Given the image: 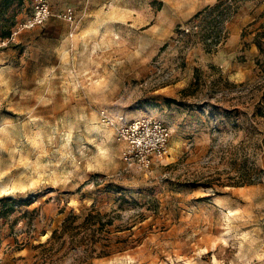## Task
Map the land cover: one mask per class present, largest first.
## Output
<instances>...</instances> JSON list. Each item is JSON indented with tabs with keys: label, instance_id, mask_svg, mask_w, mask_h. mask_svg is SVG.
Wrapping results in <instances>:
<instances>
[{
	"label": "rangeland",
	"instance_id": "1",
	"mask_svg": "<svg viewBox=\"0 0 264 264\" xmlns=\"http://www.w3.org/2000/svg\"><path fill=\"white\" fill-rule=\"evenodd\" d=\"M33 1L16 25L30 17ZM225 1L221 47L247 0ZM54 14L50 20L63 21ZM253 16L243 49L256 52L243 80L195 57L199 46L210 54L221 48L208 14L169 31L125 26L62 54L42 32L0 53V189L7 186L3 198L31 203L0 215L9 236L31 251L19 264H41L34 247L72 212L93 206L117 216L113 228L124 231L111 237L125 250L91 262L74 251L50 264H264V115L253 116L264 94L255 44L264 12ZM194 24L200 31L181 37L180 27ZM237 59L246 66L244 55ZM101 110L164 122L172 130L169 155L146 172L127 168ZM250 180L256 184L242 185Z\"/></svg>",
	"mask_w": 264,
	"mask_h": 264
},
{
	"label": "crops",
	"instance_id": "2",
	"mask_svg": "<svg viewBox=\"0 0 264 264\" xmlns=\"http://www.w3.org/2000/svg\"><path fill=\"white\" fill-rule=\"evenodd\" d=\"M222 1L225 0H50L53 14L73 9L75 22L78 20L77 24L65 20H50L52 16L46 23V28L38 32L34 29L22 33L16 44L28 45L34 36L44 32L45 36L53 37L54 51L62 54L65 48L75 49V46L81 45L83 49L85 43L93 44L99 37H107L125 26L131 28L128 31L148 26L152 28L151 32H155L158 28H165L169 31L183 21L195 19L199 13L215 7ZM263 12L264 0L245 1L227 26L228 37L223 47L210 54L199 46L194 51L195 57L203 63L231 67L232 77L236 80H243L252 69V59L256 52L254 45L249 50L243 49L244 42L248 41V38L243 37V32L247 25L255 21L253 15ZM61 26H64L65 30ZM10 52L11 50L8 51ZM240 55L245 56L246 66L238 63L237 57ZM12 60V65L15 67L18 60L15 57ZM20 60L24 61L22 58ZM80 61L83 63L84 58ZM247 68L250 70L248 71ZM3 121L1 118L0 123ZM5 170L10 171L9 167ZM6 188L7 186L4 185L0 189V198L9 196ZM8 231H11L9 223H0V264H19L22 260L27 261L31 257L30 249L19 237V240L12 239Z\"/></svg>",
	"mask_w": 264,
	"mask_h": 264
},
{
	"label": "trees",
	"instance_id": "3",
	"mask_svg": "<svg viewBox=\"0 0 264 264\" xmlns=\"http://www.w3.org/2000/svg\"><path fill=\"white\" fill-rule=\"evenodd\" d=\"M26 0H0V38H5L12 33L13 27L16 25V20L19 12L22 10ZM230 11L228 1H222L213 8L206 9L199 13L195 19L201 18L204 14L210 16L215 15L214 27L218 28V18L224 16ZM255 44L257 45L262 59L257 60V65L261 69L262 79L264 81V25L257 33ZM170 102V101H168ZM256 112L253 116L258 117L264 115V94L256 106ZM238 118L243 115L238 109L233 112ZM264 175V171H262ZM253 176V175H252ZM256 182L247 181L242 185H254ZM206 188L212 186L205 185ZM31 205L25 200H15L11 197H4L0 199V215L2 217L9 216L15 213L22 205ZM112 213H103L97 210L94 206L86 213L77 215L71 213L65 218L61 227L52 232L50 239L44 243L39 244L35 249L42 251V263L50 264L57 261H62L68 256L69 252H79L81 258L85 262H91L95 259L109 257L118 251L125 250V247H115L113 244L114 238L111 234L114 232H122L120 227H114L115 219ZM45 235V233H44ZM117 241L122 240V237H116ZM59 246L57 248L56 246ZM133 248V247H130Z\"/></svg>",
	"mask_w": 264,
	"mask_h": 264
},
{
	"label": "built area",
	"instance_id": "4",
	"mask_svg": "<svg viewBox=\"0 0 264 264\" xmlns=\"http://www.w3.org/2000/svg\"><path fill=\"white\" fill-rule=\"evenodd\" d=\"M51 17L50 0H34L30 17L19 22L9 36L0 38V52L16 44L22 33L43 27ZM58 17L69 23L75 22L73 9H67ZM225 18L223 16L218 18L219 41L226 37L228 19ZM199 31L200 26L197 24L180 27L181 37L197 34ZM219 45L221 47V41ZM100 121L115 130L116 140L123 146L122 159L129 169L149 171L157 162H161L169 155L172 130L156 118L143 117L129 120L124 115H112L102 110Z\"/></svg>",
	"mask_w": 264,
	"mask_h": 264
}]
</instances>
